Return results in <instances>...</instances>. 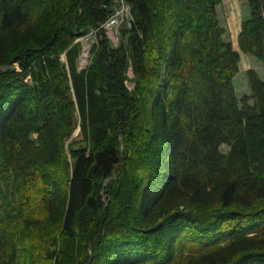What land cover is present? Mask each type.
Listing matches in <instances>:
<instances>
[{"label":"trees","instance_id":"1","mask_svg":"<svg viewBox=\"0 0 264 264\" xmlns=\"http://www.w3.org/2000/svg\"><path fill=\"white\" fill-rule=\"evenodd\" d=\"M244 1L238 51L223 0H0V264H264V79L233 81L241 52L264 66V0Z\"/></svg>","mask_w":264,"mask_h":264},{"label":"rangeland","instance_id":"2","mask_svg":"<svg viewBox=\"0 0 264 264\" xmlns=\"http://www.w3.org/2000/svg\"><path fill=\"white\" fill-rule=\"evenodd\" d=\"M217 11L221 24L226 29L225 39L227 41H231L233 43L234 48L240 51L238 46V35L241 30L240 25L242 24L243 19L250 15V8L247 2L244 0H223V3L217 7ZM124 24L125 22L122 20V18L119 17V24L117 26H106L108 37L112 40L115 46H118L121 41L120 31ZM78 41H81L83 46V50L78 59V66L80 69L81 67L85 68L90 64V60L92 57L91 48L96 42L94 31L90 35L80 38ZM86 46H89V57L86 60L87 62H83V55L85 53ZM62 60L64 63H66L65 55H63ZM249 61H251V63ZM252 68L259 73L261 78L264 79V66L262 62L250 54H243L241 52V70L234 77L233 80L235 84L236 93L239 98H241L243 95L250 94V86L248 83L247 71ZM128 76L130 78L134 77L132 70L129 71ZM135 85L136 83L134 80L129 81L127 83V86L130 90L134 89ZM81 139L82 136L80 134V127L79 125H77V128L69 142H77ZM222 149L223 151H226L228 149L227 145H223Z\"/></svg>","mask_w":264,"mask_h":264},{"label":"built area","instance_id":"3","mask_svg":"<svg viewBox=\"0 0 264 264\" xmlns=\"http://www.w3.org/2000/svg\"><path fill=\"white\" fill-rule=\"evenodd\" d=\"M119 17L122 18L123 21L126 20L129 26L131 25V20H132L131 7L128 4L123 3L122 7L116 12V14H114L109 18V20L103 25V27L106 28V26L108 27L117 26L119 24ZM83 62H87V61L83 60ZM85 68L81 67V69H85Z\"/></svg>","mask_w":264,"mask_h":264},{"label":"bare ground","instance_id":"4","mask_svg":"<svg viewBox=\"0 0 264 264\" xmlns=\"http://www.w3.org/2000/svg\"><path fill=\"white\" fill-rule=\"evenodd\" d=\"M88 51H89V46H86L85 48V53L83 55V60L86 61L88 59Z\"/></svg>","mask_w":264,"mask_h":264},{"label":"crops","instance_id":"5","mask_svg":"<svg viewBox=\"0 0 264 264\" xmlns=\"http://www.w3.org/2000/svg\"><path fill=\"white\" fill-rule=\"evenodd\" d=\"M240 28H241V25H240ZM251 63V61H249Z\"/></svg>","mask_w":264,"mask_h":264}]
</instances>
